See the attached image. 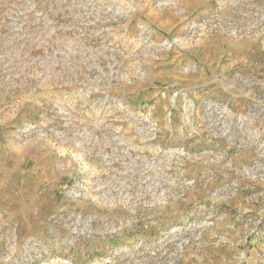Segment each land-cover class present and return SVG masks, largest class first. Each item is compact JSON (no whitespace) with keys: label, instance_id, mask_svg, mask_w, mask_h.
<instances>
[{"label":"rangeland","instance_id":"1","mask_svg":"<svg viewBox=\"0 0 264 264\" xmlns=\"http://www.w3.org/2000/svg\"><path fill=\"white\" fill-rule=\"evenodd\" d=\"M0 264H264V0H0Z\"/></svg>","mask_w":264,"mask_h":264}]
</instances>
